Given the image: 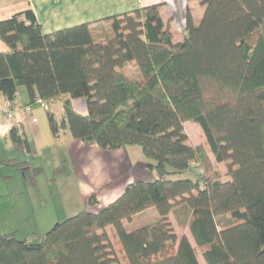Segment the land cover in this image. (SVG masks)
Here are the masks:
<instances>
[{"label":"trees","instance_id":"trees-1","mask_svg":"<svg viewBox=\"0 0 264 264\" xmlns=\"http://www.w3.org/2000/svg\"><path fill=\"white\" fill-rule=\"evenodd\" d=\"M198 4L200 20L188 10L182 41L161 4L52 34L31 10L0 22L10 50L0 53V97L12 105L25 87L34 108L65 97L62 121L47 112L54 137L69 130L105 151L141 147L154 175L97 213L57 223L40 243L0 236V264H200L199 254L206 264H264V0ZM100 23L111 24L109 37L94 30ZM72 100H84L88 115ZM188 122L209 149L189 143ZM8 138L27 146L19 127ZM186 173L194 179H177ZM181 209L196 248L172 228ZM149 210L159 219L127 227ZM227 216L231 225L220 224Z\"/></svg>","mask_w":264,"mask_h":264},{"label":"crops","instance_id":"crops-1","mask_svg":"<svg viewBox=\"0 0 264 264\" xmlns=\"http://www.w3.org/2000/svg\"><path fill=\"white\" fill-rule=\"evenodd\" d=\"M158 4L162 5V16L171 19L172 32L177 41H182L184 37L188 10H191L196 23L200 20L202 13L200 7V11L196 13V7L199 5L198 0H0V22L10 19L18 13L31 10L41 25L42 32L52 34L59 30L95 23L135 9ZM9 51V47L0 39V53ZM65 100L64 97L62 101H52L46 109L34 108V114L37 116L36 121L20 111L15 112L13 120H9L5 116L0 118V148L1 141H6L9 143L7 147H11L8 138L9 132L12 128L19 127L25 135L33 139L32 145L26 139L27 146L24 150L28 158L36 156L38 150H52L48 154L52 157L50 161L52 167L59 168L61 164H67L70 170L69 179L77 182L84 210L93 213H97L117 201L130 185L137 182L154 181L153 173L146 167V158L136 147L105 151L96 144H85L75 140L69 130H61L58 136L54 137L46 115L47 112H51L57 122L62 121L65 116L63 106ZM30 103L31 99L25 87L18 89V100L12 105L4 97H0V104L9 106L12 110H19ZM58 104L60 106L56 112L55 108ZM72 106L77 113L83 116L88 115L84 100H72ZM30 169L31 167L25 169L26 173L23 174L25 179L27 176L29 177L30 173H33ZM34 175L35 173L31 179L33 184H35ZM0 194H3L0 195L2 205L8 206L11 203L9 195ZM94 195L97 197V204L90 206L89 199ZM172 216L173 213L170 214L171 223ZM158 219V213L155 210H149L138 215L134 223L138 220V226H145ZM185 235L188 237L187 234Z\"/></svg>","mask_w":264,"mask_h":264},{"label":"rangeland","instance_id":"rangeland-1","mask_svg":"<svg viewBox=\"0 0 264 264\" xmlns=\"http://www.w3.org/2000/svg\"><path fill=\"white\" fill-rule=\"evenodd\" d=\"M196 8V13H198L200 11L199 5ZM110 25L109 23L96 24L94 30L99 34V37H109ZM177 34L179 33L177 32ZM131 77L134 78L135 76L132 75ZM59 106L58 104L55 108L56 112H58ZM185 132L189 138V143L193 145L202 143L195 146L207 147L204 133L197 124L193 122L186 123ZM25 138L31 145L33 144L31 137L25 135ZM7 144L9 143L1 141L0 193L9 195L11 203L4 206L2 205V199H0V236L15 233L19 239L34 244L40 243L45 234L57 223L81 213L84 210L83 200L80 197L77 182L69 179L70 170L67 164H61L60 168L52 167V162H50L52 157L48 155L52 150L44 151L41 149L38 150L36 156L28 158L24 149L17 150L11 141L10 148L7 147ZM136 148L143 154L141 147ZM13 159L18 160L20 163L27 162L29 164L28 168L31 167V172L35 173V184L31 183L33 173H30L29 177L27 176L25 179L23 174L26 173V170L24 171L22 168L12 169V167L7 166L6 161ZM220 172L222 179H224V171L220 169ZM187 178L193 180L194 175L186 173L177 179ZM176 214V216H172V228L175 234L178 238L187 234L196 248L189 232L188 220L190 214L185 212L184 209L177 211ZM229 222L231 223L229 216L219 220L220 224L226 226L231 225ZM138 224L139 221L137 220L133 225H127V227L134 229ZM222 225L220 226L222 227ZM109 236L112 244H115L117 240L114 237V232H109ZM117 257L121 262L124 261L123 254L120 251H118ZM198 259L200 264H206L202 255L199 254Z\"/></svg>","mask_w":264,"mask_h":264},{"label":"built area","instance_id":"built-area-1","mask_svg":"<svg viewBox=\"0 0 264 264\" xmlns=\"http://www.w3.org/2000/svg\"><path fill=\"white\" fill-rule=\"evenodd\" d=\"M37 104H38V107H40L42 109H46L48 107V103H45L42 101H38ZM16 111H20L23 114L30 116L31 119H33L34 121L37 120V116H35V114H34V107H32L30 105L22 107L19 110H11L8 106H4V105L0 104V118L5 116L9 120H13L14 116H15L14 114Z\"/></svg>","mask_w":264,"mask_h":264}]
</instances>
